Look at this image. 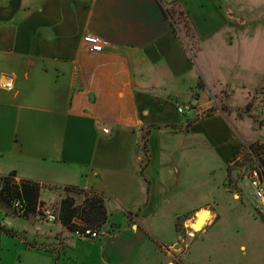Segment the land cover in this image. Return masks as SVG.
I'll return each mask as SVG.
<instances>
[{"label": "crops", "instance_id": "1", "mask_svg": "<svg viewBox=\"0 0 264 264\" xmlns=\"http://www.w3.org/2000/svg\"><path fill=\"white\" fill-rule=\"evenodd\" d=\"M163 1L0 0V176L14 172L17 182L34 181L41 192L74 186L109 197L108 221L97 238L87 239L96 241L91 250L81 249L58 221L0 210V235L13 238L15 247L19 240L22 252L44 254L46 264H146L147 233L164 235L168 225L174 235L156 237L164 244L152 255L171 264L175 219L194 207L178 202H208L209 193L195 188L208 190L211 173L229 167L253 140L236 119L251 104L241 76L252 77L256 57L249 52L241 63L231 50L235 31L250 25L242 13L249 11L251 20L264 0L229 2L208 33L192 24L178 0ZM172 6L187 17L194 48L164 15ZM85 35L110 46L90 53ZM242 90L247 102L239 104ZM177 105L191 110L180 116ZM211 161L217 166L209 168ZM11 218L24 222L31 240ZM158 219L165 223L158 227Z\"/></svg>", "mask_w": 264, "mask_h": 264}, {"label": "rangeland", "instance_id": "2", "mask_svg": "<svg viewBox=\"0 0 264 264\" xmlns=\"http://www.w3.org/2000/svg\"><path fill=\"white\" fill-rule=\"evenodd\" d=\"M178 1L185 6L189 14L188 19L190 16L192 24L204 33L210 32L221 23L222 17L219 13V8L222 12H226L229 2H233V0ZM162 3H164L163 0ZM169 8L166 11L175 20L179 31L183 35V39L190 47L194 48L186 28L187 17L185 14H182L183 10L176 6ZM255 13L251 20L249 11L242 13V22L247 17V23L250 25L243 26L240 32L235 31V50H231L237 56L239 55V62L241 63H244L245 57L249 52L256 57V59H252V77L248 75L245 77L241 76L243 82L246 79V89H248V92H252V95L249 97V99L251 98V104L250 106H242L240 109L243 110V112L241 111L243 114H238V117L242 119H236L243 130L241 133L252 135L253 140L244 147L242 152L237 155V159L229 167H226L222 171L211 173L209 178V191L205 190V188L202 189L201 186L195 188V192L197 190L199 192L204 190L209 193L208 202L197 203L194 197L193 199L188 198L189 200L187 201L178 202V206L184 204L188 208L192 205L194 207L192 211L180 213L175 219L176 238L167 248L172 254L167 260L171 264H177L176 261H180V264L182 262L183 264H264V204L263 206L260 205L258 209L250 195L246 194L247 191L242 182V176L254 168L259 169L264 179V9ZM233 16L237 20L240 19L237 13L236 15L233 14ZM231 32L233 33V30ZM228 48V46H225L223 53H229L230 50ZM255 67L256 73L254 71ZM246 69L251 71L250 66L248 69V65ZM252 84L258 85L254 91L251 90ZM239 93L236 98L239 104L247 102L245 99L247 91L242 90ZM252 144L258 145L259 149L252 152L253 150L247 148ZM204 160L207 161L208 158L205 157ZM208 164L209 168L217 166L215 165L217 164L216 161H211ZM232 169H239L237 181L231 176ZM198 174L201 173H196V175ZM40 194L43 198L40 206H45L57 215L59 202L66 194L63 188L52 187L43 189L42 192L40 190L39 196ZM73 196L78 201L84 197L83 195L75 194ZM201 210H208L213 215L211 214L207 225H205L207 221L204 223L205 226H202V230L201 227H197L198 229H194L192 231L193 233L190 234V231L188 232V223L194 222L196 219L195 216H197L196 213ZM7 211L15 215L10 209ZM37 216L39 219L44 220L40 214ZM201 216L203 217V215ZM184 217H187V219L182 222V218ZM114 219V217H109L110 222H113ZM11 220V224L15 226V229L20 230V234H22V231H25L27 232V240L32 239V231L28 228H23V221L13 218ZM118 220L122 224L123 219L118 218ZM159 220H156L158 227L161 223H165L163 220L162 222ZM110 222L106 224L105 228L110 226ZM78 224L81 225L80 222ZM167 226L163 228L164 235H156L153 233L154 230H149V234L147 233L146 243L148 248L145 254L146 260H143L144 263L161 264L158 259H154V255L152 254L154 253L153 248L158 250L163 246L164 242L159 241L160 239L165 240L171 234L174 235V231L171 232L173 228ZM159 231H162V229H159ZM100 232H97L98 236ZM4 237V234L0 235V264H46L44 254L33 251H30L29 254L22 252V248H18V245L21 246L19 240L17 247H15L13 245V238L5 239ZM156 237L160 239L157 240ZM95 243L96 241H90L87 238H79L77 245L82 246H79L81 249L91 250L94 248L93 245ZM67 253L73 260L75 255L72 253L71 246H69ZM136 261L138 262V259ZM77 262L80 261L77 260ZM48 263L54 264L52 261Z\"/></svg>", "mask_w": 264, "mask_h": 264}, {"label": "trees", "instance_id": "3", "mask_svg": "<svg viewBox=\"0 0 264 264\" xmlns=\"http://www.w3.org/2000/svg\"><path fill=\"white\" fill-rule=\"evenodd\" d=\"M164 15L173 17L164 11ZM182 14H184L182 12ZM175 21V20H173ZM176 23V22H175ZM186 24V23H185ZM187 31H189L188 24H186ZM264 80V79H263ZM202 80L198 81L197 87H203ZM250 106V103L247 105ZM212 114V111L207 112L205 115ZM146 141L143 142V150H145ZM252 152L259 149L258 145L252 144L247 147ZM144 168H142L143 170ZM141 170V173H142ZM233 178V177H232ZM41 186L31 180H15L14 172L5 176H0V210H11L15 215L27 219L39 214L37 208L40 206L39 193ZM65 197L59 202L57 218L58 222L68 231L73 232L80 227H87L93 231L99 232L102 230L105 223L108 221V212L106 209V200L109 198L106 194L95 191H85L74 186L63 187ZM75 195H83L82 200L78 201ZM15 201H20L23 207L21 213H17L12 208ZM184 222L187 217L182 218ZM1 230V226H0ZM11 236L16 233L7 230Z\"/></svg>", "mask_w": 264, "mask_h": 264}, {"label": "built area", "instance_id": "4", "mask_svg": "<svg viewBox=\"0 0 264 264\" xmlns=\"http://www.w3.org/2000/svg\"><path fill=\"white\" fill-rule=\"evenodd\" d=\"M82 43L84 48L90 53H101L110 46L108 41L92 35L83 36ZM190 110L191 108L188 105H177L176 107V111L180 116L188 114ZM103 132L108 133V130L103 129ZM242 182L244 183L246 190L250 193L256 207L259 209V206H263L264 204V179L259 169L254 168L248 171L246 175L242 176ZM12 208L14 211H17V213H21L23 211L20 201L13 202ZM37 210L40 216L47 222L54 223L58 220L57 215L45 206H39ZM72 234L76 238L95 239L98 237V233L96 231L87 227H80V225L79 228L72 232Z\"/></svg>", "mask_w": 264, "mask_h": 264}, {"label": "bare ground", "instance_id": "5", "mask_svg": "<svg viewBox=\"0 0 264 264\" xmlns=\"http://www.w3.org/2000/svg\"><path fill=\"white\" fill-rule=\"evenodd\" d=\"M209 214V213H208ZM207 213L202 214L203 217L201 216V213L197 214L198 216V221L197 223H195L196 219L194 222H189L188 223V231L192 232L194 231V229H196L197 227H201L204 226V223L209 219V215ZM198 229V228H197ZM200 229V228H199Z\"/></svg>", "mask_w": 264, "mask_h": 264}, {"label": "water", "instance_id": "6", "mask_svg": "<svg viewBox=\"0 0 264 264\" xmlns=\"http://www.w3.org/2000/svg\"><path fill=\"white\" fill-rule=\"evenodd\" d=\"M239 172V169H232L231 170V176L233 177V179L235 180V181H237L238 180V177H237V173ZM206 212H208V210H203V213H201V215L202 214H204V213H206ZM196 217V221H195V223H197V221H198V216H195ZM1 231V230H0ZM200 231V230H199ZM199 231H197V232H199Z\"/></svg>", "mask_w": 264, "mask_h": 264}]
</instances>
